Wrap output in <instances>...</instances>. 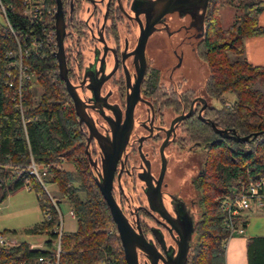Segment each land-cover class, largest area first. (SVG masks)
Returning <instances> with one entry per match:
<instances>
[{
  "label": "trees",
  "instance_id": "1",
  "mask_svg": "<svg viewBox=\"0 0 264 264\" xmlns=\"http://www.w3.org/2000/svg\"><path fill=\"white\" fill-rule=\"evenodd\" d=\"M14 29L26 31L28 19L22 14L20 0H3ZM233 0H211L204 33L196 46V55L205 64L208 76L203 90L220 105H212L205 116L229 136L216 133L197 115L185 119V130L191 141L202 149L201 172L194 180L199 192V216L195 222L193 243L186 264H225L224 245L229 229L224 223L222 198L232 195L242 183L257 175L264 176V93L251 83L264 78V64H252L244 56V38L264 34L258 22L264 0H237L231 23L222 27L217 3ZM55 5V0H47ZM15 47L9 28L0 20V202L10 193L30 185L35 191L43 219L25 229L28 233L44 232L45 245L55 240L59 221V197L46 191L26 165L52 164L42 182L54 183L75 214L76 228L60 235L61 259L67 264H91L103 251L111 252L117 264H126L121 243L108 205L96 184L92 166L85 151V139L79 130L73 106L57 72L53 53H30L24 62L34 76L22 85L25 123L15 106L12 89L7 87L5 53ZM230 55H233L232 58ZM34 83L41 87L37 97ZM235 94L228 104L225 93ZM255 136H253V134ZM232 134L248 135L245 141L234 140ZM62 159L74 171L61 166ZM83 194V196L80 195ZM243 226L246 220L241 221ZM8 232L9 230L3 229ZM11 232H15L11 230ZM22 240L12 247L0 246V264H14L21 258L32 260L44 254L41 247L29 248ZM247 264H264V235L246 238Z\"/></svg>",
  "mask_w": 264,
  "mask_h": 264
},
{
  "label": "flooded vegetation",
  "instance_id": "2",
  "mask_svg": "<svg viewBox=\"0 0 264 264\" xmlns=\"http://www.w3.org/2000/svg\"><path fill=\"white\" fill-rule=\"evenodd\" d=\"M153 1L61 0L63 49L68 78L85 112L79 119L74 110L96 163L95 168L91 165L94 176L100 172L103 142L92 134L85 118L110 141L114 128L120 131L130 122L114 157L111 191L133 228L158 251L157 264H167L176 256L181 234L192 226L193 240L199 216L194 180L200 170L190 175L185 186L179 166L187 161L195 167L201 149L188 136L185 119L197 115L211 121L205 113L213 104L203 90L208 71L201 83L192 77L198 69L194 60L200 61L196 46L205 31L211 0L206 5L203 0H181L180 5L179 0L171 1L170 10L150 25L143 43L146 23L153 21L149 7ZM200 88L203 92H197ZM136 90L130 120L127 98ZM69 99L73 106V98ZM137 256L139 264H152L140 249Z\"/></svg>",
  "mask_w": 264,
  "mask_h": 264
},
{
  "label": "built area",
  "instance_id": "3",
  "mask_svg": "<svg viewBox=\"0 0 264 264\" xmlns=\"http://www.w3.org/2000/svg\"><path fill=\"white\" fill-rule=\"evenodd\" d=\"M22 3V14L28 19L30 28L26 31H18L13 28L7 15L8 7L12 4H6L0 0V18L9 28L15 41V47L5 53L7 63L5 71L7 75L6 85L12 89L15 106L18 108L21 121L24 125V111L26 106L23 103L22 85L24 81H31L34 76V70L28 67L24 62L25 57L30 53H40L44 51L53 53L57 50L56 31L54 26L55 5L51 6L47 0H20ZM52 164L36 163L33 159L26 165L29 174L34 175L44 186L42 177L45 176ZM24 187L30 189V185ZM221 205L225 212L224 223L229 229V236L242 234L244 226L241 221L246 220L244 213L250 211H262L264 209V176L257 175L247 182L240 184L232 195L222 198ZM58 210V207H57ZM59 214V213H58ZM70 215L75 218V214L70 209ZM60 219V217H59ZM61 219L57 223V236L51 246L44 245L42 248L46 253L37 254L32 260L21 258L14 264H67L61 259L60 235L62 230ZM21 241L14 233L0 230V246L12 247ZM45 244V243H44ZM38 247L34 243L29 244V248ZM91 264H117L116 257L107 251H103L101 257Z\"/></svg>",
  "mask_w": 264,
  "mask_h": 264
},
{
  "label": "water",
  "instance_id": "4",
  "mask_svg": "<svg viewBox=\"0 0 264 264\" xmlns=\"http://www.w3.org/2000/svg\"><path fill=\"white\" fill-rule=\"evenodd\" d=\"M173 0H154L149 7H151L152 11L154 12L153 21H149L146 23V26L144 28L143 33V43L147 36V34L150 32L151 28L150 25H152L154 22H157L158 17L165 12L166 10H170L167 8L169 4ZM204 4L206 5L207 0H203ZM181 3V0H179V5ZM55 11H54V26L56 31V41H57V50L55 51V58L57 61V72L61 80L63 81L65 90L69 96L73 98V107L75 110V113L78 115L79 119H82L85 115V112L83 109H80L78 106V102L76 100V95L73 92L72 85L70 83V80L67 75V66L65 61V55H64V49H63V37H64V19H63V11L61 6V0H55ZM141 47H142V41H141ZM136 95H138V91L130 93V95L127 98V105H126V112L131 120V113L132 108L134 105V102L136 100ZM189 114V111L185 114L181 115L179 117L182 118ZM87 124L89 125V129L91 130L92 134H94L97 138V140L102 143V159H101V166H100V172L96 176H94L96 184L102 194L103 199L105 200L106 204L108 205L111 218L114 222L117 235L119 237L123 256L125 259L126 264H139L138 256H137V249H140L144 253L148 255V257L151 259L152 264H157L155 255L158 254V251L156 249H152L150 244L146 241L145 237L139 233L137 230H135L128 220V218L125 216L121 208L119 207L118 203L116 202L111 188H112V174L115 166V155L119 154L123 140L126 139L127 136V128L130 124L127 123L126 125H122V129L119 131L118 128L113 129L112 133V139L110 141L109 138L103 137L99 135L97 130L94 126H91L90 122L85 118ZM209 124L213 128V130L218 133L219 135L225 137L229 136L226 129L218 128L213 121H209ZM256 133L253 134L255 136ZM234 140L236 141H245L249 138L248 135L239 136L237 134L232 135ZM160 150L162 152V146L160 147ZM85 151L88 156V160L93 167H96V163L91 157L89 151H88V141L85 144ZM142 157V153H141ZM92 167V169H93ZM94 172V171H93ZM159 196V193H158ZM158 199V198H157ZM153 203H151L152 205ZM155 204H153L154 206ZM161 205L159 201V206ZM156 206V205H155ZM158 206V205H157ZM155 209L157 207H154ZM193 233V226L189 229L188 232L181 234V243H179L176 256L174 257V260L172 263L167 264H186L187 262V256L189 249L192 245L193 240L191 239V235Z\"/></svg>",
  "mask_w": 264,
  "mask_h": 264
},
{
  "label": "rangeland",
  "instance_id": "5",
  "mask_svg": "<svg viewBox=\"0 0 264 264\" xmlns=\"http://www.w3.org/2000/svg\"><path fill=\"white\" fill-rule=\"evenodd\" d=\"M225 2V1H222ZM219 1L217 3V11L219 12V19L220 24L222 27L228 26L234 18V15L237 13L235 4L237 0H233L232 4L229 3H222ZM1 20V18H0ZM65 44H68V41L65 40ZM191 43L189 44V49L191 47ZM191 50V49H190ZM193 50V49H192ZM191 50V51H192ZM194 51V50H193ZM234 58L233 55H230ZM186 59L184 60L185 63ZM199 61V60H198ZM194 63L197 64L198 69L193 70L194 73V81L196 84L201 83L202 74L205 76L206 74V67L202 61ZM181 69V68H180ZM264 82V78L258 79L251 83L253 88L259 89V84ZM34 96L37 97L38 94L41 92V87L39 84L34 83L33 88ZM203 92L202 88L197 90V92ZM225 99L228 104H231L232 101L235 99V94L231 91H227L225 93ZM211 103L213 105H218L219 102L215 99H211ZM233 135V134H232ZM198 153V164L194 167L193 163L184 162L183 167L179 166V174H183L184 177V185L188 184V179L190 178L191 174L196 173V169L199 168V173L201 172L203 158L201 156L202 149L199 150ZM185 156V155H184ZM61 166L67 170L74 171V167L71 163L62 159ZM195 185V184H194ZM45 189L46 191L50 192L51 194L56 195L59 197L58 202V213L62 223V230L63 231H73L76 228V221L70 215V202H68L61 194L57 191L56 186L54 183L45 182ZM186 191V190H185ZM187 192V191H186ZM189 193V192H188ZM83 196L82 193H80ZM199 197V192H198ZM43 219V214L39 208L37 197L35 191L33 189H27L26 187H21L16 191L10 193L0 202V230H14L15 237L22 241H29L34 243L38 247H43L45 244V240L48 238V235L44 232L38 233H28L25 229L34 226L35 224L39 223ZM59 219V220H60ZM13 233V232H12ZM264 233V209L262 211H252L248 215V221L246 224V232L244 235L246 236H254L258 234ZM54 243V240H53ZM193 243V242H192Z\"/></svg>",
  "mask_w": 264,
  "mask_h": 264
},
{
  "label": "crops",
  "instance_id": "6",
  "mask_svg": "<svg viewBox=\"0 0 264 264\" xmlns=\"http://www.w3.org/2000/svg\"><path fill=\"white\" fill-rule=\"evenodd\" d=\"M258 22L264 26V9L259 13ZM244 56L252 64H264V34L252 35L244 38ZM259 89L264 93V82L259 84ZM252 211L244 213L246 224L248 215ZM246 225L242 234L231 235L227 238L224 247V263L225 264H247L246 257ZM258 235H264L258 234ZM29 242V241H28ZM32 243V242H30Z\"/></svg>",
  "mask_w": 264,
  "mask_h": 264
}]
</instances>
